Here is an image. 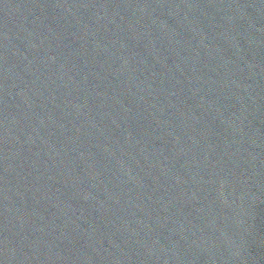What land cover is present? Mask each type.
<instances>
[{
	"label": "water",
	"instance_id": "1",
	"mask_svg": "<svg viewBox=\"0 0 264 264\" xmlns=\"http://www.w3.org/2000/svg\"><path fill=\"white\" fill-rule=\"evenodd\" d=\"M0 264H264V0H0Z\"/></svg>",
	"mask_w": 264,
	"mask_h": 264
}]
</instances>
